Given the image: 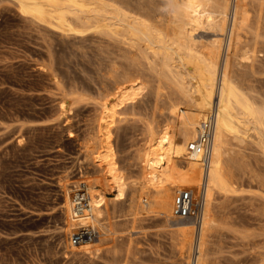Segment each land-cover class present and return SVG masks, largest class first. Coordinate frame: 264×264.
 <instances>
[{
  "label": "rangeland",
  "instance_id": "obj_1",
  "mask_svg": "<svg viewBox=\"0 0 264 264\" xmlns=\"http://www.w3.org/2000/svg\"><path fill=\"white\" fill-rule=\"evenodd\" d=\"M229 19L221 64L233 8ZM51 31L33 24L12 0H0V264H196L199 229L188 236V248L187 241L179 243L182 238L175 229V220H180L174 214L176 190L190 186L186 162H171L157 187L144 186L142 179L140 152L150 128L159 132L172 121L166 90L156 94L150 85L120 110L111 128L108 145L127 187L124 198L115 200L116 188L99 186L108 200L101 223L106 230L113 227L104 235L102 251H70L69 230L63 229L66 187L72 199L82 181L90 192L87 180L101 178L92 152L106 145L96 137L102 104L114 102L116 81L108 70L113 59L127 63L131 55L123 44L93 32L65 37ZM211 31L199 29L197 40L207 44L220 37ZM258 60L254 69L250 60L234 61L232 69L264 107V59ZM159 80L163 86L169 83L154 76L153 84ZM231 141L230 157L235 160L230 161V177L239 187L215 195L212 218L219 222L204 233L203 246L208 244L203 260L264 264V154L255 136Z\"/></svg>",
  "mask_w": 264,
  "mask_h": 264
},
{
  "label": "bare ground",
  "instance_id": "obj_2",
  "mask_svg": "<svg viewBox=\"0 0 264 264\" xmlns=\"http://www.w3.org/2000/svg\"><path fill=\"white\" fill-rule=\"evenodd\" d=\"M12 1L18 6L21 14L40 28L58 31L65 37L93 32L116 44L121 43V46L123 44L126 46L123 48L131 55L127 63L113 59V63L109 65L108 71L116 81L113 92L114 102L102 104L96 137L97 143L106 145L102 146L103 150L92 152L95 155L92 156L93 161L102 174L99 179L87 180L90 189V192L88 191L90 219L93 225L99 227L100 237L95 241L70 247V251H76L73 249L76 248L77 251L86 255H97L102 251V240L106 237L104 235H108V231H111L113 227L109 228L108 225L107 231L101 223L105 213L108 212V200L100 192L99 186L116 188L115 200L124 198L127 187L126 179L119 172L114 161L115 152L109 146L111 128L120 115V110L134 103L147 85H150L156 94L166 90L168 94L166 97L170 100L168 109L172 121L167 125L168 127L159 132H155L152 128L149 130L146 146L140 152L144 186L157 187L167 166L171 162L181 161L186 162L189 187L200 186L203 170L198 159L188 155L187 146L196 138L199 126L206 118L205 112L211 110L216 113L203 218L199 225H195L175 215L180 219L175 220L177 221L175 229L181 235L179 239L182 238L180 242L178 240L179 243L182 240L188 243V236L194 229L197 231L199 229L196 264H206L202 250L203 247L206 250L205 245L208 244V239L203 246V237L206 229L215 221L213 216L216 214L211 211L215 195L234 193L239 187L231 179L232 174L230 177V172H234L230 168L233 166L230 164L232 161L231 140L242 143L245 139L255 136L264 154V107L262 103H257L259 100L250 94V90L244 89L245 85L243 87V84L239 83L238 74H234L232 69L234 61L237 62V60H250L252 69L255 62L260 61L258 59H262L263 62L264 54L261 58L259 54L264 52V0H234L233 2L231 0ZM231 8H233V23L225 62L222 61L223 64H221L222 42L227 31L228 20H230ZM199 29L212 30L211 32L218 33L220 37H215V40L207 44H204V41L202 44L195 35ZM122 56L126 59L124 55ZM146 69L150 72L149 74L146 73ZM154 76L158 79L163 77L169 83L163 86L161 79L160 83L157 82L155 85L153 84ZM255 99L258 101L256 102ZM65 105L64 102L61 104V110H65ZM66 188H64L66 192L63 208L67 212L65 216L67 221L63 229L65 232L69 230L70 233L74 224L71 218L70 193L72 190ZM167 220L172 219L167 217ZM218 222L215 221V223ZM208 231L211 233V229ZM207 236L206 234V238ZM187 245L189 247L190 244H186V248H188ZM180 246L182 250L184 246ZM189 252L191 251L188 250V254Z\"/></svg>",
  "mask_w": 264,
  "mask_h": 264
},
{
  "label": "built area",
  "instance_id": "obj_3",
  "mask_svg": "<svg viewBox=\"0 0 264 264\" xmlns=\"http://www.w3.org/2000/svg\"><path fill=\"white\" fill-rule=\"evenodd\" d=\"M216 126V113L210 111L201 122L196 138L187 146V153L196 157L203 173L199 187H182L174 196V214L184 220L199 225L206 204L207 174L210 168L213 140ZM89 192L86 183H80L72 193V231L69 233V247L79 246L87 241H95L100 237V229L90 219Z\"/></svg>",
  "mask_w": 264,
  "mask_h": 264
}]
</instances>
